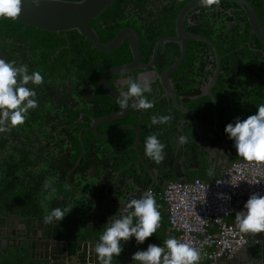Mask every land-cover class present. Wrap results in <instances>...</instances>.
I'll list each match as a JSON object with an SVG mask.
<instances>
[{
  "label": "trees",
  "instance_id": "obj_1",
  "mask_svg": "<svg viewBox=\"0 0 264 264\" xmlns=\"http://www.w3.org/2000/svg\"><path fill=\"white\" fill-rule=\"evenodd\" d=\"M189 1L191 0H114L106 10L92 18L89 23L102 42L111 40L121 28L134 29L139 35L141 62L146 63L150 60L155 42L161 37L175 34L176 16ZM247 1L253 6L264 27V0ZM215 4H217L216 1L202 5V11L193 14L192 22H185V28L209 38L222 55L221 72L218 74L212 93L217 101L215 111L217 127L224 133L228 143L232 146L231 150L234 151L233 141L227 138L224 127L227 123L233 122L235 117L244 119L254 114L257 106L264 104V46L255 35H252L251 40L248 39L249 23L238 4L229 0H221L219 9L213 12L205 9ZM185 41V57L177 69L169 74V77L174 83L176 93L182 95L183 104L195 110L200 128H203V132H207V128L213 123L212 102L209 96L190 99L189 95L200 92L199 86L205 81L201 80V77L210 75L211 70L208 66L214 68V54L211 47L204 41L190 39ZM248 44L250 47L247 46ZM0 45L8 62L15 61L17 66L26 65L29 74L38 71L43 76L41 84L34 85L29 82L26 85L35 90L37 107L29 109L24 123L17 125V129L16 127L11 128L9 133L18 132L26 138L30 137L31 130L43 134L47 133L48 124L53 123L58 126L71 122L79 110H85L94 117L119 110L118 103L99 86L98 78L107 68L132 60L127 39H124L115 49L103 51L94 47L89 39L75 29L68 30L66 35H63V32L56 33L0 17ZM179 53L177 43L161 44L154 61L158 72H162L165 67L174 62ZM140 71L109 76L107 81L114 86L115 80L122 76L129 77V80H137L136 76ZM144 95L151 100L148 93ZM151 101H153L152 108L141 111L131 107L129 113L123 118L100 124L98 132L106 134L123 123L136 126L140 130L139 150L146 157L148 168H157L159 171L166 168L163 175L169 181L195 177L211 181L216 178L219 171H212L210 163L204 160L206 159L205 154L199 155L198 144L189 140L193 138V132H190L189 129L192 126L187 123L182 126V131L188 140L186 151L180 150L178 153V157H181L180 160L183 159V162L181 160L175 164L172 163L176 139L180 134V132L177 134V119L183 113L166 98H155ZM195 103L198 105V110L195 109ZM50 110H56L57 114L51 115ZM153 115H169L171 118L165 124L152 125ZM86 134L85 140L91 141L100 148V161L105 171V185L114 175L111 171L121 170L118 180L112 186L115 189L113 191L124 197L126 192L135 191L138 186L137 194H133L134 196L132 195L129 200L140 198V192H144L147 188L151 176L142 165L139 167L135 164L129 165L137 158L132 147L135 140L134 131L129 128L121 129L104 139L96 137L92 131H87ZM152 134H156L165 145L164 159L160 163H156L144 153L145 139ZM216 139H219L217 133ZM93 144L88 149L87 163L89 166H95L97 163L96 154L91 148ZM91 153L94 158H90ZM232 154L235 155H232L231 161L243 158L235 151ZM180 165L184 171L181 170ZM152 190L155 193L154 197L161 216L160 227L151 237L147 238L148 242L143 249H146L149 243L162 245L168 226L161 187L154 183ZM102 221L98 227L97 239L108 226L105 220ZM66 225V219H62L58 222L56 229L59 239L64 238L66 232L69 238L67 243L61 241L62 248L67 250L68 255H76L80 261H83L85 249L81 250L79 241L69 236ZM135 246L136 242L133 239L128 251L134 252ZM126 250L124 246L120 256L113 258L112 264L115 260H123ZM23 255L20 252L14 253L20 264H47L41 259L28 257L27 254ZM96 261L100 264L98 258Z\"/></svg>",
  "mask_w": 264,
  "mask_h": 264
},
{
  "label": "flooded vegetation",
  "instance_id": "obj_2",
  "mask_svg": "<svg viewBox=\"0 0 264 264\" xmlns=\"http://www.w3.org/2000/svg\"><path fill=\"white\" fill-rule=\"evenodd\" d=\"M202 5L204 6L205 4L195 6L187 13L184 26L185 22H192L193 14L202 11ZM219 8L220 4L218 2L205 9L213 12ZM208 69L211 70V73L207 77H201V80L204 79L205 81L199 86L200 92L189 95L190 99H196L202 96H199V94L213 73L212 67L208 66ZM124 77L126 76L117 78L114 85L126 92V84L128 81L123 82ZM162 92L163 90L159 84L154 82L151 84V91L147 93L151 100H155V98H164H160ZM177 96H181L178 101L183 104L182 95L177 94ZM131 101L133 102V100ZM169 101L172 102L171 100ZM195 106V109L198 110L199 108L196 103ZM132 107L137 109L135 106ZM140 110L143 111L144 109ZM189 110L198 121L194 113L195 110ZM46 112L48 113V111ZM49 113L51 115L57 114L56 110H50ZM89 115L91 114L87 111L79 110L77 116L71 122L58 126L53 125V123L48 124L47 133L43 134L31 130L30 137L26 138L18 134V132H15V134L9 133L11 130L0 132V264H20L19 259L14 256L15 252H20L22 256H24L23 254H27L28 257L39 259L50 253L48 252L47 246L49 241L57 240L65 243L68 242L67 232L64 234V238L59 239L57 237V221H53L52 223L44 222L43 217L51 209L57 207L72 209L63 218V220L66 219L67 223L65 228L69 232V236L74 239L77 238L76 240L82 245L85 233L89 232L88 230H83V227L98 228L104 218L105 222L109 224L111 219L121 214L129 198L133 194H137L138 186L136 188L137 190L126 192L124 197L117 195L113 191L115 189L112 186L118 180L121 170L111 171L114 175L105 185V171L100 161V148L95 146L91 141L85 140L87 131H92V134L95 135L93 130L88 129L90 124ZM184 118L185 113L177 119L178 124ZM187 119L191 120L189 116H187ZM186 123L192 126L189 130L193 132V138L189 140L198 144L199 155L205 154L204 157L206 159L204 158V160L210 163L212 171L217 170L220 174L232 162L231 157L235 155L232 153L234 151L236 152V149L234 148V151L231 150L232 146L228 143L224 133L220 131L216 132L219 135V139H216V133L212 136L211 129H208L207 126V132H203V128H200L198 121V128L202 131L204 139L203 142H200L201 139L195 131L196 125L188 121L183 124L185 125ZM15 127L12 128L17 129L18 126ZM221 134L226 142V146L222 145ZM180 136L181 133L179 134ZM179 137L176 139L175 149ZM187 141L179 148L176 156L173 154V164L181 161L178 153L180 150L186 151ZM92 144L93 146L91 148L96 154L97 163L95 166H89L87 163L88 149ZM92 153L90 154V158H94ZM183 155L182 157H184ZM141 156L143 162L136 163L137 157L129 165L135 164L137 167L142 165L151 176L150 183L153 182L152 186L149 187V183L144 192H140V197L143 193L149 191L154 196L155 193L152 190L154 183L160 185L162 192L165 184L169 181L163 175V171L166 168L161 169L162 171H159L157 168L149 169L145 161L146 157L142 154ZM180 168L184 171L181 165ZM49 181L51 182V187L55 188V193L51 199H48L49 190L44 188V184ZM41 245L43 247L42 251L39 248ZM247 249H249V246L246 248L244 246L241 250L247 251ZM241 250L236 252L235 255L242 252ZM233 257L229 260H232ZM235 264H240V262Z\"/></svg>",
  "mask_w": 264,
  "mask_h": 264
},
{
  "label": "clouds",
  "instance_id": "obj_3",
  "mask_svg": "<svg viewBox=\"0 0 264 264\" xmlns=\"http://www.w3.org/2000/svg\"><path fill=\"white\" fill-rule=\"evenodd\" d=\"M213 0H201L210 4ZM218 3L219 0H216ZM38 6L40 0H31ZM22 0H0V17L17 18L21 12ZM31 82L39 85L43 76L38 71L29 74L26 65L17 66L15 61L8 62L0 58V132L9 131L12 127L24 123L29 109L37 107L36 92L26 85ZM150 82L129 80L127 91L120 92L117 97L118 107L122 114L126 109L135 106L138 110L153 107V101L145 97L150 92ZM133 100V104L129 101ZM169 115H153L151 124H165ZM227 138L233 141L236 154L247 161H264V104L257 106L254 114L244 119L235 117L224 127ZM181 143L187 140L180 136ZM165 145L156 134L146 137L144 153L156 163L164 159ZM211 174V170H209ZM44 188L49 190L48 199L55 193L51 182H46ZM223 196L224 194H218ZM72 209L53 208L43 219L45 223L61 221ZM239 230L245 233L264 232V196L252 194L236 213ZM160 212L155 197L151 192H145L140 198L130 199L121 214L111 219V222L94 244V252L100 264H112L113 258L120 256L125 244L134 239L137 244H143L160 227ZM132 264H197L200 253L188 243L181 242L176 237H169L161 244L149 243L146 249H138L131 255Z\"/></svg>",
  "mask_w": 264,
  "mask_h": 264
},
{
  "label": "water",
  "instance_id": "obj_4",
  "mask_svg": "<svg viewBox=\"0 0 264 264\" xmlns=\"http://www.w3.org/2000/svg\"><path fill=\"white\" fill-rule=\"evenodd\" d=\"M213 1H216V0H213ZM229 1H232L238 4V6L245 13L246 19L249 23L248 39L251 40L252 35H255L258 38V40L261 42V44L264 46V27L256 11L254 10L253 6L250 4V2L247 0H229ZM113 2L114 0H40V4L36 6L31 3V0H22L21 12L17 16V18H7V19L19 21L21 23L32 25V26H35L41 29L54 31L56 33L63 32V35H66V31L75 29L78 31V33L83 35L85 38L89 39L94 47L100 50H103V51L113 50L124 39H127L130 52L132 55V60L128 63L109 67L106 70H104L98 78V83L101 89L109 97H111L113 100L117 102V97L119 93L122 92V90L118 88L116 85L114 86L110 85L109 82L107 81V77L120 75V74H130V73H133L134 71L141 70L140 72H138L136 76L137 80L142 81L143 79L147 78L150 82V88L153 82H157L160 88H162L163 90L162 94L160 95V98L164 97L168 101L171 100L172 105L176 109H178L182 113H185L186 115L185 118L177 126V130L180 131L181 136L182 135L185 136L181 127L184 122L188 121L189 123L191 122L196 125L195 131L201 139L200 142H203L204 139L202 136V131L198 128V121L196 120L194 114L187 107H185L181 102L178 101V99H180L181 96H177L174 90V87H173V82L171 78L169 77V74L172 73L175 69H177V67L182 63L185 57V53H186V41L185 40L186 39L200 40V41L206 42L207 44L210 45L211 50L213 51L215 62H214L213 73L209 77L204 89H202V92L199 94V96L207 95L209 96L212 102L211 110L213 114V123L211 126H209L208 129H211V134L213 136V134L217 132V129H216L217 115L215 112L217 101L214 95L212 94L211 90H212L213 85L216 82V79L220 71V63H221L222 55L219 54L217 47L213 44V42L209 38L199 35V34L188 32L184 26V20H185L187 13L195 6L203 4L201 3V0H191L187 2L179 10L176 16L175 35L165 36V37H161L160 39H158L153 46L150 60L146 63L141 62V54H140V49H139V35L134 29L130 27L121 28L111 40H109L108 42H102L98 34L94 30V28L90 25L89 21L92 18L99 15L104 10H106ZM165 42L177 43L179 46L180 53L174 62H172L167 67H165L162 70V72L159 73L158 70L156 69V65L154 61H155L159 46ZM247 46L250 47L249 44ZM0 58H3L7 61L5 52L3 51L1 45H0ZM128 80H129L128 77L123 78V82L128 81ZM131 102L132 101L130 100L129 103L133 104V102L132 103ZM130 109L131 107L129 109H126L122 114H118L121 111L119 109L117 111L111 112L109 114H106L100 117H93L92 115H89L90 124H89L88 129L93 130L95 135L101 139L110 137L111 135L117 133L121 129L129 128L133 130L135 133V140L133 143V148L138 157L136 161V163H138V162H143V158L141 156V153L138 147L140 144V130L137 127H135L132 124L124 123V124L117 125L115 128H113L111 131H109L106 134H101L97 130V127L100 124L123 118L129 113ZM187 116H189L191 120L187 119ZM221 137H222V140H221L222 145L226 146L225 145L226 142L224 141L222 134H221ZM183 144L184 142L181 143L180 140L178 141L176 149H175V153H174L175 156L179 148ZM148 171L149 173H151L150 170ZM152 184L153 182L150 183L149 187H151ZM130 240L125 244L126 249L130 243ZM89 244L93 247L95 243H93V241H90ZM258 245L260 246L259 248L261 252L264 253V232L256 233L251 238H248L245 244V248L248 246H251L254 248ZM47 246H48V252L50 253L46 254L45 257L39 258L47 262V264H65V259L68 256H71V255H68L67 250H64L61 247L60 241H57V240L49 241ZM42 249L43 247L41 245L40 251H42ZM127 253H128L127 254V264H129V252ZM236 256L237 254L235 255V257ZM250 258L252 262H255L257 260V258L255 257L253 258L251 254H250ZM86 261L92 264L93 256H92V260H91V257H87ZM225 261H231V260L228 259ZM226 264H234V262H229Z\"/></svg>",
  "mask_w": 264,
  "mask_h": 264
},
{
  "label": "built area",
  "instance_id": "obj_5",
  "mask_svg": "<svg viewBox=\"0 0 264 264\" xmlns=\"http://www.w3.org/2000/svg\"><path fill=\"white\" fill-rule=\"evenodd\" d=\"M254 193L264 196V161L234 160L211 181H168L161 192L168 222L163 241L176 237L195 247L197 264L231 259L256 234L241 232L235 219Z\"/></svg>",
  "mask_w": 264,
  "mask_h": 264
},
{
  "label": "crops",
  "instance_id": "obj_6",
  "mask_svg": "<svg viewBox=\"0 0 264 264\" xmlns=\"http://www.w3.org/2000/svg\"><path fill=\"white\" fill-rule=\"evenodd\" d=\"M216 129H217V132L220 131L218 129V127H216ZM195 178H198V177H195ZM83 230H88L89 231V232L85 233L84 238H83L84 242H82V245H81V250L85 249L84 250V252H85L84 258L85 259L83 261H80L76 255L75 256L71 255V256H68L65 259V264H80V263L81 264H90V263H88V261H86V259H87V257H91V260H92V256H93V263L92 264H97V261H96L97 256H96V254L94 252V246L92 247L89 243H90V241H93V240H99L96 237V236H98V233H97L98 228H96V227L95 228H93V227H83ZM85 239H88V240H85ZM131 241H133V239L130 240L129 245L127 246L126 256L124 257V259L121 260V261L120 260H115V262H113V264H127V254H128L127 252H129V264H132V261L130 259L132 253H134L138 249L142 250L146 246V244L148 242V240L146 238V240H145V242L143 244H137L136 243L135 251L134 252H130V251H128V248H131ZM96 242H98V241H93V243H96ZM259 247H260L259 245L254 247V248L249 246V249H247V251H244L245 250L244 249L243 251L241 250L242 252L237 253V256L233 257V259H232L233 261L232 260L231 261H225L226 259H219L218 261H216L213 264H223V263L226 264V263H229V262H234V264L237 263V262H240V264H243V263H246V264H264V253L261 252ZM249 253L252 254L253 258L254 257L257 258V260L255 262H252V260L249 257ZM204 264H211V263H204Z\"/></svg>",
  "mask_w": 264,
  "mask_h": 264
}]
</instances>
